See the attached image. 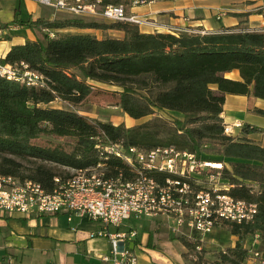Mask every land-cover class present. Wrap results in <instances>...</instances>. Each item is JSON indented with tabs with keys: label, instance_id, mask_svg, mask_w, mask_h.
<instances>
[{
	"label": "trees",
	"instance_id": "trees-1",
	"mask_svg": "<svg viewBox=\"0 0 264 264\" xmlns=\"http://www.w3.org/2000/svg\"><path fill=\"white\" fill-rule=\"evenodd\" d=\"M14 21L41 28L42 38L11 44L0 61L26 63L42 75L43 83L0 75V174L28 177L50 189L55 175H69L59 174L50 163L73 169L92 166L100 160L98 144L106 140L124 147L173 146L195 152L199 159L221 162L216 170L222 191L255 204L249 219L221 222L237 239L219 250L214 260V264H245L251 253L243 239L256 235L264 243V146L247 137L256 130L249 123L225 133L221 112L226 93L264 99V26L249 28L241 18L217 31L151 33L129 20L43 12L28 13L26 18L15 15ZM82 29H116L122 36H97ZM234 69L239 78L224 75ZM97 83L115 87L116 104L129 117L153 116L127 126L51 104L60 96H83ZM160 111L177 116L156 114ZM252 111L264 116L263 108ZM41 135L70 137L73 144L66 150L32 141ZM23 159L31 163L28 168ZM103 161L110 174H132L119 157L108 154ZM179 239L186 248L184 255L200 263L198 241Z\"/></svg>",
	"mask_w": 264,
	"mask_h": 264
},
{
	"label": "built area",
	"instance_id": "built-area-1",
	"mask_svg": "<svg viewBox=\"0 0 264 264\" xmlns=\"http://www.w3.org/2000/svg\"><path fill=\"white\" fill-rule=\"evenodd\" d=\"M29 1L73 16L100 14L109 21L138 22L141 19L134 14H127V7L151 4L156 0ZM184 31L205 32L196 28ZM3 34L4 29L0 27V38ZM0 75L27 84L43 83L42 75L27 68V64L22 61H0ZM242 124L239 119L224 122V132L234 133ZM98 146L102 150L96 164L73 169L68 176L55 175L50 189L28 177L0 174V212H65L68 218L71 214L90 218L101 226L90 235L105 236L109 240V250L102 255V260L109 264H137V255L131 246L137 231L134 228H119L126 218L164 215L171 217L177 226H188L190 233L204 235L223 220L249 219L255 211L254 203L234 198L222 191L218 177L215 181L211 180L212 177L203 181L201 176L206 168H217L221 164L214 166L216 162L199 159L195 152L173 146L150 149L135 145L124 147L122 143L111 140L101 142ZM108 154L124 160L132 172L131 176L121 171L115 175L108 173L103 161V157Z\"/></svg>",
	"mask_w": 264,
	"mask_h": 264
},
{
	"label": "crops",
	"instance_id": "crops-1",
	"mask_svg": "<svg viewBox=\"0 0 264 264\" xmlns=\"http://www.w3.org/2000/svg\"><path fill=\"white\" fill-rule=\"evenodd\" d=\"M26 2L35 3L29 0ZM255 8H261V11L253 12ZM242 11L249 13L245 17L234 16L235 12ZM126 12L141 19L136 22L140 31L151 33L166 32L169 29L180 33L192 28L217 31L236 25L241 18L246 19L249 28L264 26V0H156L151 4L129 6ZM105 32L122 36V31L116 29H107ZM19 42L23 40L13 41L10 45ZM224 75L239 78L236 69ZM254 107L264 109V100L260 98L253 100L244 94L226 93L221 116L224 122L239 119L255 127L256 130L248 133L247 137L264 146V121H258L253 117L257 114L252 111ZM128 118L134 119L129 116ZM131 217L126 218L119 228L136 229L133 225L127 224ZM140 219L142 225L149 230L150 245L155 244L154 239L161 242L171 258L170 264L179 263L180 251H172L169 242L161 239L156 230L157 226L154 228L152 225L155 221L160 223L159 219L162 221L166 219L168 224L172 223L171 217L156 215L143 216ZM100 227L97 221L75 214L68 218L65 212L22 214L5 210L0 212V264H109L102 260V255L109 250L108 238L90 235ZM153 232L158 236L153 238L155 234ZM144 233L139 237L137 232L131 243L137 255V264H155L150 259L152 257L143 250L146 248L143 244Z\"/></svg>",
	"mask_w": 264,
	"mask_h": 264
},
{
	"label": "rangeland",
	"instance_id": "rangeland-1",
	"mask_svg": "<svg viewBox=\"0 0 264 264\" xmlns=\"http://www.w3.org/2000/svg\"><path fill=\"white\" fill-rule=\"evenodd\" d=\"M261 8L253 9V12H260ZM14 12H16V16L18 15L20 18H26L28 13H32V15H36L38 12H43L50 15L53 13L52 16H58L63 14H68L64 11L56 10L54 8L45 6L39 3H28L25 1L19 0H0V27L1 24H6L4 29L3 37L0 38V55H3L7 52L8 46L11 42L16 40H24L27 37L31 38H42V30L41 28L34 27L29 28L25 25H17L14 21ZM249 13V12H248ZM247 13V14H248ZM85 19H105L100 14L95 15H81ZM214 18L212 19V21ZM14 27V28H13ZM12 28V29H11ZM74 30V29H73ZM205 30V29H203ZM82 31H94L97 36H103L105 34L112 35L110 32H105L100 29H82ZM205 32H207L205 30ZM257 97H253V100H257ZM261 99V98H260ZM118 100V92L116 91L115 87L109 84H101L97 83L94 87H91L89 91L86 92L83 96L71 95V96H63L56 98L51 104L59 105L66 108H76L79 110L80 113L85 114L90 118H98L102 120H109L114 123H124L127 126L140 123L142 121L147 120L153 115H146L136 119L128 118V115L116 104ZM264 100V99H262ZM82 110V111H81ZM156 114H160L161 116L171 118L173 116H177L174 114L173 111H160ZM253 117L257 118L258 121H264V117H261L259 114L253 115ZM237 131V130H235ZM32 141L37 144L42 145H61L66 150H69L73 144V139L66 136H57V135H41L39 137L33 138ZM207 154H209L207 152ZM24 168H28L31 163L27 160H22ZM220 163L219 161H215ZM52 164L56 172L59 174H65L68 172L69 174L73 172V168L62 166L58 164ZM221 167V166H220ZM220 167H212V169L206 168V171H203L201 179L203 181H208L210 177L211 180H216L219 176L217 174V170ZM215 168V169H214ZM214 172V173H212ZM210 174H213L211 176ZM219 182V181H218ZM220 183V182H219ZM142 217L134 218L131 217L128 219L127 224H131L136 227V231L138 232V236L144 233V240L143 244L146 248L143 250L155 264H170V256L166 253V248L161 242H157L155 239V244L152 246L150 245L149 238V230L146 226L142 225L141 219ZM146 218V217H144ZM172 223L158 220L160 223L155 221L152 223L153 227H156L158 234L160 235L161 239L166 240L169 242V248L172 251H176L180 253V261L177 264H214V260L216 258V253L226 248L228 245H231L237 239V236L231 234L228 228L223 225L222 223L215 225L212 231L201 235L196 232H191L188 226L185 224L182 226H177L175 221L171 218ZM155 228V227H154ZM153 235L157 237L156 232ZM191 235V236H189ZM179 237H183L189 241L197 240L199 246L202 251L203 259H201L200 263H196L193 258H190V254L187 256L184 255L186 251L185 246L183 245L182 241ZM256 235H248L243 239V243L246 247L249 248L251 256L246 260L245 264H264L262 263L264 259V243H262ZM142 251V250H141Z\"/></svg>",
	"mask_w": 264,
	"mask_h": 264
},
{
	"label": "bare ground",
	"instance_id": "bare-ground-1",
	"mask_svg": "<svg viewBox=\"0 0 264 264\" xmlns=\"http://www.w3.org/2000/svg\"><path fill=\"white\" fill-rule=\"evenodd\" d=\"M211 162H212V161H211ZM219 165H220V163H217V162H216V164H214V166H219Z\"/></svg>",
	"mask_w": 264,
	"mask_h": 264
}]
</instances>
